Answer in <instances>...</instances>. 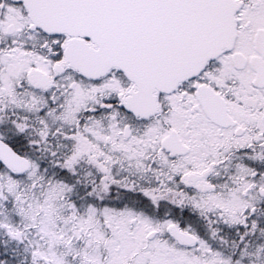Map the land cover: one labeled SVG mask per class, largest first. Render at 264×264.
<instances>
[{"label":"snow or ice","instance_id":"1","mask_svg":"<svg viewBox=\"0 0 264 264\" xmlns=\"http://www.w3.org/2000/svg\"><path fill=\"white\" fill-rule=\"evenodd\" d=\"M0 264H264V0H0Z\"/></svg>","mask_w":264,"mask_h":264}]
</instances>
